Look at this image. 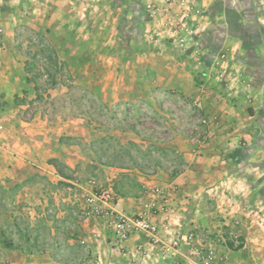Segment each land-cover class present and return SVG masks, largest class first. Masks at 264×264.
Segmentation results:
<instances>
[{
    "label": "rangeland",
    "instance_id": "rangeland-1",
    "mask_svg": "<svg viewBox=\"0 0 264 264\" xmlns=\"http://www.w3.org/2000/svg\"><path fill=\"white\" fill-rule=\"evenodd\" d=\"M239 50L244 57L264 52V0H0V71L14 70L26 85L15 102L26 104L34 93L38 103L28 113L77 119L82 129L64 141L76 152L67 153L68 161L75 154L80 164H56L78 186L48 184L30 169L0 184V264H95L94 256H104L90 252L82 232L96 219L85 205L89 181L111 187L118 197L135 195L139 179L185 170L184 152L202 156L221 109L224 115H256L264 80L262 73L248 72L254 60L247 56L244 67L237 66ZM253 132L221 140V149L233 154L214 172L218 182L210 174L204 189L207 207L227 226L191 228L166 243L186 248L194 264H203L199 250L211 253L207 264H264V251H250L255 241L264 249V205L256 215V204L235 200L240 179L234 152ZM33 182L45 188L35 189ZM58 190L54 201L50 193ZM156 190L162 189L150 192ZM242 209L256 236L236 231ZM94 238L99 249L106 245L104 237ZM242 247L248 250L244 263L237 257Z\"/></svg>",
    "mask_w": 264,
    "mask_h": 264
},
{
    "label": "crops",
    "instance_id": "crops-1",
    "mask_svg": "<svg viewBox=\"0 0 264 264\" xmlns=\"http://www.w3.org/2000/svg\"><path fill=\"white\" fill-rule=\"evenodd\" d=\"M235 39L238 46L241 45L240 40L236 37ZM255 40L259 42L260 37H255ZM245 54L244 57L243 52L236 51L234 58L237 61V66L242 69L244 67L243 60L247 56L249 59L254 60L249 66L250 68H247L248 72H260L262 77L260 74L258 76L264 80V52ZM203 75L204 73L201 72L199 76ZM24 88H26V85L19 81L14 70L2 68L0 71V124L2 125L0 128V184H5L7 181H17L22 176V171L26 169H30L40 177L47 179L48 184L53 185L60 181L72 183L70 181L72 179L69 180L60 174L59 167L60 164H64L66 167L76 168L80 164V159L75 154H73L74 160L68 161L69 156L67 153L76 152L72 148H67L64 143L65 138L77 137L81 134L79 133L82 130L79 126L80 121L59 118L54 120L43 112L28 113L38 101L33 93L26 104L16 103L14 100L16 94L18 95ZM263 91L264 84L261 93ZM263 104L264 99L260 103L257 114L247 118L241 115H224L221 109L216 115L218 128L215 125L208 128L209 141L213 143L209 146L210 148H206V151H199L202 156L184 152L185 170L170 175L168 178H161L157 176L158 174H155L151 180L139 179V191L135 195H119L115 210L128 216H134L140 212L150 213V205L153 202H155L156 209L159 207L160 201L150 192L153 186L161 187L165 194L171 196L177 205V212L168 219L166 228H161L163 215L152 209L151 220L159 228L156 234L159 243L153 244L148 235L138 233L131 235L121 246L115 247L105 232L104 223L100 218L90 221L92 225L89 228L88 225L84 226L82 232L86 234V240H89L87 242H89L90 252L93 255L100 252L105 253L102 257L94 256V259L97 260H94V263L98 264L99 261L102 264H172L174 262L194 264L190 252L186 248L174 249L166 243L176 235L187 233L191 228L199 231L215 232L214 229L217 225L227 226V222L222 223L220 219L218 222L216 217L213 216L214 212L207 207V204L210 206V203L205 198L204 194L207 190L204 191V189L210 185L208 184L210 174L211 178L215 179L212 181L218 182L220 176L214 177V172L225 167L223 157L233 154L232 151L221 149L223 146L221 140H229L231 136H235L234 139L246 137L248 129L251 133L254 130L251 140L246 147L234 152L238 159L233 168H235L234 172L240 179V185L235 188V200L240 202V206L244 202L251 205L256 204L254 213L257 212L256 210L258 212L262 210L263 208H259L258 205H264ZM211 107H213V104H209L206 108L210 109ZM25 113H27V117L24 115ZM57 163L60 164L56 166ZM110 170L113 171L111 168ZM110 174V177L106 178L108 181L112 180L114 173L110 172ZM72 184L79 185L75 182ZM39 186L45 188V185H39L37 182L32 183V187L35 189ZM208 190L212 191L216 188ZM62 191H65V189ZM84 191L87 192L85 189ZM57 192L61 196L59 190L50 193L53 195L54 201ZM258 212L256 215L259 214ZM242 214L243 209L236 213L235 218L240 219V225L236 227V231L240 236H246V234L256 236V230H250L253 226H247ZM97 236L104 237L106 241V245H103L100 249L99 246L93 243L95 241L94 237ZM252 244L254 246L251 247V253L258 255L260 250L264 251L263 247L259 248L260 241H255ZM245 252H248V250L246 251L243 247L238 249L239 254L237 257L241 263L247 262L241 259L242 254Z\"/></svg>",
    "mask_w": 264,
    "mask_h": 264
},
{
    "label": "built area",
    "instance_id": "built-area-1",
    "mask_svg": "<svg viewBox=\"0 0 264 264\" xmlns=\"http://www.w3.org/2000/svg\"><path fill=\"white\" fill-rule=\"evenodd\" d=\"M89 184V189L85 195L87 214L103 221L104 230L111 239L113 246H121L131 235L138 233L148 235L153 244L157 242L156 234L159 228L152 222L151 213L140 212L134 216H128L118 212L115 210V205L119 197L111 187L96 185L94 180L89 181ZM152 195L160 201V204L156 209L155 202H153L150 205V210L154 209L163 215L161 228H166L168 219L177 212V205L171 196L162 190H156L152 192ZM176 244V242L173 243V245ZM210 254V252L204 253L202 250L197 252V255L203 260V264L208 263Z\"/></svg>",
    "mask_w": 264,
    "mask_h": 264
},
{
    "label": "trees",
    "instance_id": "trees-1",
    "mask_svg": "<svg viewBox=\"0 0 264 264\" xmlns=\"http://www.w3.org/2000/svg\"><path fill=\"white\" fill-rule=\"evenodd\" d=\"M2 243H3V241H1ZM3 244H7V243H3ZM5 246H7V245H5ZM9 246V245H8Z\"/></svg>",
    "mask_w": 264,
    "mask_h": 264
}]
</instances>
